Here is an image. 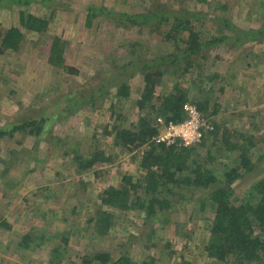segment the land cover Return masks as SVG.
<instances>
[{
    "label": "rangeland",
    "instance_id": "374dc122",
    "mask_svg": "<svg viewBox=\"0 0 264 264\" xmlns=\"http://www.w3.org/2000/svg\"><path fill=\"white\" fill-rule=\"evenodd\" d=\"M207 1L210 6L198 0H0L2 32L15 27L23 34L17 50L0 51V130L31 120L41 127L37 136L27 128L0 139V264H84L101 252L114 258L128 254L138 264H224L209 258L205 249L214 212L196 205L208 195L203 191L160 219L103 203L108 187L127 184L125 175L139 176L137 166L147 148L118 146L116 130L137 132L142 119L153 123L161 100L176 88L187 92L189 103L207 104L201 113L218 136H205L199 144L207 145L202 154L214 147L217 151L226 140L264 148V38L236 49L213 45L192 55L194 66L183 73V49L168 59L172 46L155 27L119 20L160 4L192 14L209 12L210 26L231 23L249 31L264 23V0ZM90 8H105L106 13L89 20ZM22 12L47 21L45 30L25 28ZM191 18L196 19L194 14ZM56 37L65 42V68L50 59ZM129 63L133 66L123 80L128 78L130 96L119 99L113 67ZM144 65L154 67L147 72L163 65V76L151 105L139 109L146 87ZM95 150L113 160L79 170L75 153L88 156ZM215 156L231 163L220 152ZM256 179L252 174L233 185L238 198L247 197ZM100 211L113 213L114 223L105 234L93 221Z\"/></svg>",
    "mask_w": 264,
    "mask_h": 264
},
{
    "label": "trees",
    "instance_id": "16d2710c",
    "mask_svg": "<svg viewBox=\"0 0 264 264\" xmlns=\"http://www.w3.org/2000/svg\"><path fill=\"white\" fill-rule=\"evenodd\" d=\"M198 1L208 2L207 0ZM210 5L209 3L208 6ZM151 6L140 14L125 13L119 20L121 24L128 21V24L132 26L155 27L154 30L161 33L166 42L172 46L173 52L167 55L168 59H173L183 49L184 52L182 51L181 54L184 55L185 63L183 67H180L183 73H187L194 66L192 55H198L201 51L206 53L213 45H230L236 49L252 39L264 38V23L259 29L249 31L234 27L231 23H227L226 27L210 26L209 12L204 14L202 11H196L193 13L196 19L192 21L193 14L187 10H175L160 4ZM104 13H106L105 8H99V10L90 8L88 19L97 18ZM107 14L115 13L108 11ZM21 18L23 26L31 32H43L48 25L47 21L33 15L25 16L23 12ZM214 28H218L216 34L211 33ZM22 38V32L15 27L10 28L6 34L0 29V51L7 53L9 50H17ZM206 38L207 41H205ZM64 52L65 42L56 37L51 46L52 63L65 68L63 66ZM132 63L113 67L112 81L116 83V97L119 99L130 96L131 87L127 83L128 78L124 80L123 78L130 66H133ZM161 67L158 71L147 72L154 67L143 66L142 71L147 72L144 76L146 87L138 101L139 109L151 105L156 83L160 82L163 76ZM115 71H117L116 75ZM187 96V92L176 88L161 100L160 109L157 110L153 123L142 119L137 132L127 129L116 130V143L120 144L118 146L130 149L133 148L132 146H147V148L137 166L139 176L136 178L125 175L123 181L127 184L119 188L108 187L103 193V203L111 209L120 211L136 209L143 211L147 218L160 219L162 215L167 216L172 210L177 209L182 200H192L194 194L201 190L208 195L196 205L210 206L214 212L209 242L205 248L208 257L224 264H264V175L262 176L264 171L260 169L261 166L264 167V148L259 149L258 145H253L252 142H249V145H237L226 140L225 145H217L219 146L217 151H213L214 147L202 154V149L207 145L199 144L204 143L207 134L217 138L218 132L214 131L215 128L196 145H157L153 142V138L159 131L158 118L174 122L185 120L183 106L189 101ZM196 105L200 112L207 111V104L198 101ZM38 123L31 120L10 130L2 129L0 139L12 136L17 131H25L27 128H32L30 133L37 136L41 131ZM136 142L140 144L152 142L153 145H133ZM195 146H199L197 150ZM216 152H220V156L222 154L229 156L231 163L222 162L220 160L222 156L217 158ZM74 160L78 163L79 170L87 171L96 164L111 162L113 158L105 151L95 150L88 156L75 153ZM258 166L259 171L256 172ZM252 174L258 179L251 182L245 199L238 198L233 185ZM93 221L97 223L98 232L105 234L114 223L113 213L100 211L97 219ZM27 238L29 236L25 237ZM84 264L138 263L128 254L114 258L110 253L101 252L87 259Z\"/></svg>",
    "mask_w": 264,
    "mask_h": 264
},
{
    "label": "built area",
    "instance_id": "2783aa9c",
    "mask_svg": "<svg viewBox=\"0 0 264 264\" xmlns=\"http://www.w3.org/2000/svg\"><path fill=\"white\" fill-rule=\"evenodd\" d=\"M185 120L167 121L158 118V134L153 138L157 145H196L204 136L214 130V125L200 112L197 105L185 103L183 106Z\"/></svg>",
    "mask_w": 264,
    "mask_h": 264
}]
</instances>
